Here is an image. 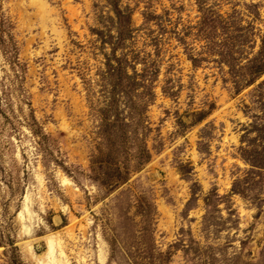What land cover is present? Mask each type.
Returning <instances> with one entry per match:
<instances>
[{
  "label": "rangeland",
  "instance_id": "obj_1",
  "mask_svg": "<svg viewBox=\"0 0 264 264\" xmlns=\"http://www.w3.org/2000/svg\"><path fill=\"white\" fill-rule=\"evenodd\" d=\"M260 67L264 0H0V264H264Z\"/></svg>",
  "mask_w": 264,
  "mask_h": 264
},
{
  "label": "trees",
  "instance_id": "obj_2",
  "mask_svg": "<svg viewBox=\"0 0 264 264\" xmlns=\"http://www.w3.org/2000/svg\"><path fill=\"white\" fill-rule=\"evenodd\" d=\"M120 14V12H118ZM128 32V31H127ZM120 60L116 59V64L117 67L114 66H110L109 68V72L108 74H114V75H118L119 77H117V82L115 84L116 88H119V86H121V84H123L125 81L129 82L130 80H133V78L130 79V76H128L126 74V76H121V73H116L119 72L118 70H121L119 68V62ZM254 73L257 74V76H259L260 74L264 73V68H256L254 70ZM119 120H117V122H114V124L112 126H110L111 128H113ZM105 123L107 124L108 121L105 120ZM113 137V136H112ZM111 136L108 137V141H110L112 144H114V138H112ZM123 139V138H122ZM246 140V138H244L242 140V142L244 143V141ZM123 141V140H122ZM125 143L127 142V138L126 140H124ZM261 148L263 150L262 153L258 152V149ZM241 152L243 154L244 160L246 162H248L251 166H252V170H250V172L247 173V177L243 180V181H237L234 184V193H238L240 195H245V191L240 192L239 190H237V187L240 186L241 184L245 183L247 185H251L250 182H253L252 180L257 177L260 178L263 174L264 171V146L262 144V146H256L255 143H251V141H249V144L247 145L246 148H242ZM117 157L114 156V154H100L99 156L97 155L94 159H92L91 161V169L93 171L95 170H104L105 174H106V180L102 181V184L104 186H111L114 185V188H118L121 185L126 184L130 179V175H131V171L128 169L127 164L121 163L119 160H116ZM136 159V166L133 168L135 170V172L140 171L141 168L150 160V152L148 150H146L145 152H142V154L140 156H136L134 157ZM122 166H125L126 168L122 169ZM248 186V187H249ZM15 252V250H14ZM10 264H22V262L20 261V259L14 255L10 261Z\"/></svg>",
  "mask_w": 264,
  "mask_h": 264
},
{
  "label": "bare ground",
  "instance_id": "obj_3",
  "mask_svg": "<svg viewBox=\"0 0 264 264\" xmlns=\"http://www.w3.org/2000/svg\"><path fill=\"white\" fill-rule=\"evenodd\" d=\"M63 181L64 183H68V181L65 179H63ZM46 240H47L48 256L50 257V260H51L50 264H54L56 263L55 257H54L55 250L58 248L61 252V256L63 257V249H62L61 243H57L54 237L49 236L46 238ZM57 263L61 264V262H58V261Z\"/></svg>",
  "mask_w": 264,
  "mask_h": 264
}]
</instances>
